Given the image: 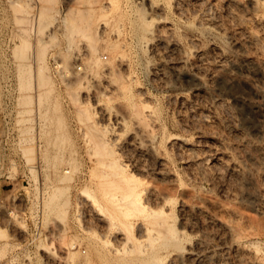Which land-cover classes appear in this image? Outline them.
Masks as SVG:
<instances>
[{
    "label": "rangeland",
    "instance_id": "rangeland-1",
    "mask_svg": "<svg viewBox=\"0 0 264 264\" xmlns=\"http://www.w3.org/2000/svg\"><path fill=\"white\" fill-rule=\"evenodd\" d=\"M256 1L1 4L0 264H138V211L125 219L114 211L113 226L100 182L131 171L145 194L172 198L180 244L161 249L160 264L179 255L183 264H264V7ZM13 91L19 115L4 113ZM93 143L110 144L120 176L96 163Z\"/></svg>",
    "mask_w": 264,
    "mask_h": 264
},
{
    "label": "bare ground",
    "instance_id": "bare-ground-1",
    "mask_svg": "<svg viewBox=\"0 0 264 264\" xmlns=\"http://www.w3.org/2000/svg\"><path fill=\"white\" fill-rule=\"evenodd\" d=\"M195 2H197V1H195ZM200 2V1H199ZM257 2V4H261L263 7H264V0H257L256 1ZM187 4H189V3H187ZM195 4V3H194ZM200 4V3H199ZM156 5V4H155ZM197 5V4H196ZM154 7V6H153ZM190 7V6H189ZM188 7V8H189ZM155 8V7H154ZM185 10V9H184ZM156 11V10H155ZM158 11V10H157ZM156 11V12H157ZM162 38V37H161ZM175 45V44H174ZM215 46V45H214ZM221 51V50H220ZM198 53V52H197ZM229 57V56H228ZM20 67V66H19ZM22 69V68H21ZM26 70V69H25ZM22 71H24L23 69H22ZM21 71V72H22ZM19 72V71H18ZM23 74H24V72H22ZM21 74V73H20ZM23 74H22V76H23ZM21 75L19 76L20 77V79L22 80V78L24 77H22ZM22 77V78H21ZM20 80V81H21ZM23 83V82H22ZM21 84V83H20ZM24 86V85H23ZM20 87H22V85H20ZM25 87V86H24ZM20 89H23V88H20ZM108 109V108H107ZM126 118H124V116L123 117H119V119H118V123H117V127L119 128L120 126L122 127V125H124L125 123H126ZM111 123H113V122H111ZM102 124V123H101ZM105 124V123H104ZM104 126V125H103ZM105 126H107V125H105ZM110 126V125H109ZM124 128V127H123ZM119 129H121V128H119ZM118 133H120V132H118ZM116 134V133H115ZM117 137V136H116ZM171 137V136H170ZM114 138H115V136H114ZM143 141V140H142ZM107 143V142H106ZM106 143H102V144H100V146L99 145H97L96 144V146H95V143H93V148H89L90 149V151L92 152V154L95 156V159H96V163H103V166H105V165H107L110 169H108V171L109 170H111L110 172H111V174L114 176H120L121 175V173H123L125 170V168H124V166L121 164V162H120V164L119 163H117L116 161V159L114 158V160H113V158L111 159V161H106V160H110V159H108L107 157L109 156V155H111L112 153H113V151H111V148H108V145H110V144H106ZM141 143H143V142H141ZM139 144H140V142H139ZM142 146V145H141ZM92 147V146H91ZM139 147V146H138ZM144 147H145V150L144 151H146V153H152V149H151V147L149 146V145H144ZM143 147V148H144ZM92 149V150H91ZM154 150V149H153ZM161 151V150H160ZM155 152V151H154ZM153 152V153H154ZM140 153V152H139ZM142 154V153H141ZM145 154V153H144ZM149 155H151V154H149ZM156 155V154H155ZM152 156V155H151ZM161 156V155H160ZM109 157H111V156H109ZM113 157V156H112ZM147 157V156H146ZM156 157V156H155ZM107 158V159H106ZM117 158V157H116ZM160 159V162L161 163H163V161H164V159H163V157L161 156V157H159ZM96 163H94V164H96ZM123 163V162H122ZM139 163V162H138ZM144 163H145V161H144ZM105 164V165H104ZM125 164V163H124ZM143 164V163H142ZM97 166H99V165H97ZM102 166V165H101ZM164 166V165H163ZM106 167V166H105ZM143 167V166H142ZM102 168V167H101ZM141 168V167H140ZM142 169V168H141ZM107 170V169H106ZM105 169L103 170H101L102 172L103 171H106ZM124 170V171H123ZM126 170H127V168H126ZM147 170V169H146ZM107 171V173H105V172H103V173H105V175L107 174V175H109L108 172ZM101 172V173H102ZM92 173V172H91ZM133 173V171H131V174ZM110 174V175H111ZM131 174H129V175H127V176H123V177H121L119 180H108V181H104V179L102 180V181H100L101 183L103 182L104 184H105V192H106V198L105 199H108V202H110L112 205H111V207L110 208H112V206H113V208H112V212L111 213H109V214H106L108 217L107 218H109L110 219V217H111V222H112V224L114 223V222H116V221H113V219L115 218V217H117L116 215H115V213H118V214H120V215H122V216H124V219L125 218H129L131 215H132V212H135V211H138V240H134V241H138V243H136V244H138V264H140V262L143 264H160V262H161V259H162V257H163V255H162V252H161V249H163V248H171V247H177L178 248V246H179V238H180V236H179V232H180V230L176 227V225L175 224H173L172 222H170V220L168 219V212H167V209H166V205L169 203V201L170 200H172V198H170L169 196H167L166 194L164 195L163 194V192H156V193H154L155 192V189H153L154 190V192H148L147 194H145L144 193V190H143V187H142V178L140 177V176H136L135 174H133V175H131ZM160 174H163L162 172L160 173L159 172V175ZM94 175V174H93ZM97 175H100V174H97ZM123 175V174H122ZM141 175H142V173H141ZM96 176V175H95ZM130 176H133V177H130ZM134 176L135 177H137L136 179L134 178ZM99 177V176H98ZM101 177V176H100ZM103 178H105V176L103 175ZM116 179V178H115ZM138 179V181H136ZM101 180V179H100ZM176 180V179H175ZM98 182H99V179H98ZM176 182V181H175ZM157 186L158 187H160L159 186V184H157ZM156 185H155V187H157ZM99 187H101V186H99ZM154 188V187H153ZM101 189V191L103 190L102 188H100ZM97 190V189H96ZM157 190V189H156ZM162 190V189H161ZM84 191H86V190H84ZM150 191V190H149ZM160 191V190H159ZM87 192V191H86ZM86 192H84L85 194H86ZM103 192H104V190H103ZM169 193V192H168ZM105 194V193H104ZM103 194V195H104ZM90 196H91V194H89ZM153 195H155L156 196V199L157 200H159L160 202H161V205L159 204V205H153L154 204V202H153V198L155 197V196H153ZM79 196V195H78ZM83 196H85V195H83ZM103 197H105V195L103 196ZM91 198V197H90ZM93 200H94V198H92ZM104 199V198H103ZM174 199V198H173ZM82 200V199H81ZM90 200V199H89ZM96 200V199H95ZM98 201V200H97ZM102 201V200H101ZM107 201V200H106ZM95 203H97L98 204V202H96V201H94ZM104 202V201H103ZM153 202V203H152ZM157 204V203H156ZM110 205V204H109ZM102 209V208H101ZM100 209V210H101ZM106 209H107V207H106ZM105 209V210H106ZM107 211V210H106ZM114 211H115V213H114ZM103 212H104V210H103ZM172 212V211H171ZM117 214V215H118ZM105 215V216H106ZM109 215H110V217H109ZM122 218V217H121ZM108 219V220H109ZM114 220H116V219H114ZM185 221V220H184ZM118 223V222H117ZM127 223V222H126ZM111 224V223H110ZM118 225H120V224H118ZM107 226V225H106ZM113 226H114V224H113ZM116 226V228L117 227H119V226H117V225H115ZM121 226V225H120ZM131 226V225H130ZM119 228H121V227H119ZM66 230V229H65ZM119 231H121V230H119ZM91 233V232H90ZM111 234V233H110ZM108 236V235H107ZM129 236V235H128ZM128 236H126L127 238H128ZM123 237V236H122ZM132 237V236H131ZM133 239H136L135 237L133 238ZM148 241H147V240ZM74 240V239H73ZM122 240V239H121ZM129 241L130 240V238L129 239H125L123 242H120V243H124L125 244V242L126 241ZM145 240L147 241V242H145ZM71 241H72V239H71ZM127 241V242H128ZM65 242V241H64ZM64 242H62L63 244L62 245H65V243ZM109 242V241H108ZM126 242V243H127ZM72 243V242H71ZM70 243V244H71ZM107 243V242H106ZM106 245V244H105ZM116 245V244H115ZM126 245V244H125ZM130 245V244H129ZM115 247V246H114ZM130 247V246H129ZM129 247H127V249L129 248ZM181 247V246H180ZM179 247V248H180ZM120 248V247H119ZM119 248L117 247H115V249H116V251L118 250L119 251V253L121 252H123V250H124V255H127V254H125V251H128V250H125V249H123V248H126L125 246H123V248H122V246H121V248L123 249H121V250H119ZM2 249V248H1ZM114 249V250H115ZM66 250H68V249H66ZM65 250V251H66ZM71 251V250H70ZM131 251H133V252H137V250H134V249H132V248H130V250L128 251V252H131ZM115 251H113V253H114ZM132 252V254H135V253H133ZM199 252V251H198ZM198 252H197V254H198ZM116 253H118V252H115V254ZM118 253V254H119ZM120 253V254H121ZM74 254V253H73ZM72 254V255H73ZM110 254H111V252H110ZM114 254V255H115ZM131 254V253H130ZM129 254V255H130ZM175 254V253H174ZM104 255V254H103ZM103 255H101V256H103ZM124 255H120V257L121 258H123L124 257ZM66 256V255H65ZM116 256V255H115ZM118 256V255H117ZM185 256V255H184ZM106 258H107V256H105ZM130 257V256H129ZM132 257H135V259L137 258V255L136 256H132ZM182 257H183V255L182 256H177V257H175V259L173 260V262L172 263H170V264H183V261H182ZM105 259V258H104ZM117 259H120L119 257L117 258ZM106 260H108V259H106ZM129 260V259H128ZM130 260H132L131 258H130ZM129 260V261H130ZM105 261V260H104ZM127 261V260H126ZM134 261V260H133ZM136 261V260H135ZM69 262V261H68ZM108 261H106V262H104V264H108L107 263ZM123 262V261H122ZM58 263V262H57ZM71 263V262H70ZM93 263H95V262H93ZM130 263V262H129ZM169 263V262H168ZM121 264V263H120Z\"/></svg>",
    "mask_w": 264,
    "mask_h": 264
},
{
    "label": "built area",
    "instance_id": "built-area-1",
    "mask_svg": "<svg viewBox=\"0 0 264 264\" xmlns=\"http://www.w3.org/2000/svg\"><path fill=\"white\" fill-rule=\"evenodd\" d=\"M14 0H0V7H1V4L5 3V4H11V2H13ZM0 17L2 18V11H1V8H0ZM19 28H17V31H18ZM9 31H11V33H13L15 31L14 27H11L9 29ZM1 32H3V30H1L0 28V34ZM18 39L15 37V38H12L10 40V44L15 47L18 43ZM14 49V48H13ZM54 66L57 67V66H60V63L57 62L56 60H54ZM19 99L20 97L16 94V92H12L10 95H9V102H8V108L6 109V111H4V113L6 114H10V115H19L22 110L19 109Z\"/></svg>",
    "mask_w": 264,
    "mask_h": 264
}]
</instances>
